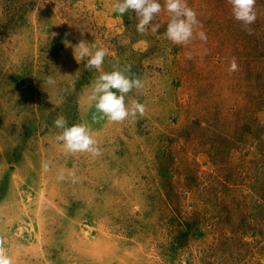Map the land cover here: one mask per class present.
<instances>
[{
	"label": "rangeland",
	"instance_id": "1",
	"mask_svg": "<svg viewBox=\"0 0 264 264\" xmlns=\"http://www.w3.org/2000/svg\"><path fill=\"white\" fill-rule=\"evenodd\" d=\"M159 2L153 35L113 0H0V239L12 264H264V0L252 34L227 0H186L207 36L187 46L164 37ZM81 41L107 50L100 70L76 61ZM128 64L143 88L125 104L146 111L109 123L90 86ZM61 115L102 155L65 153Z\"/></svg>",
	"mask_w": 264,
	"mask_h": 264
},
{
	"label": "clouds",
	"instance_id": "2",
	"mask_svg": "<svg viewBox=\"0 0 264 264\" xmlns=\"http://www.w3.org/2000/svg\"><path fill=\"white\" fill-rule=\"evenodd\" d=\"M227 3L231 6L234 19L241 22L248 34H252L250 25L254 24L257 19L256 0H227ZM163 8L170 15L166 31L163 34L168 41L175 45L184 46L190 44L194 36L201 41H207L205 32L197 31V28H202V25L197 19V13L187 5L186 0H164ZM112 11L121 16L129 11L134 12L138 18L136 31L140 34H146L150 30L155 35L160 28V24L152 23L162 11L159 0H113ZM65 43L67 46V42ZM77 50L78 59L75 55ZM106 54V49L97 48L95 43L89 46L85 41H81L74 49L76 61L78 63L86 61L84 68L88 71L100 70ZM187 58L191 59V55L189 54ZM131 67L128 64L111 72L102 71L90 86L89 103L94 104L96 111L101 113L109 123H122L129 118L135 120L138 116L143 117L145 114L146 107L139 101L133 100L130 107L125 104V96L129 92L133 89L143 88L142 80L138 76L130 74ZM237 70L238 64L235 57H233L228 72L233 73ZM46 82L48 85L56 83L52 77H48ZM53 123L57 129L61 130L55 136V140L61 143L65 153H87L92 157L102 155L97 141L93 138L91 130L87 126L76 124L68 127L67 120L62 115L58 116ZM49 167V163H42L44 171H48ZM71 176L75 181V174L71 173ZM57 178L64 180L65 175L60 173ZM4 243L5 241L0 239V264H12L11 258L6 254Z\"/></svg>",
	"mask_w": 264,
	"mask_h": 264
}]
</instances>
